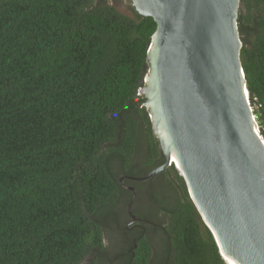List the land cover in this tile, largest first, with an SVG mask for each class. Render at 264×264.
Instances as JSON below:
<instances>
[{
	"label": "trees",
	"instance_id": "1",
	"mask_svg": "<svg viewBox=\"0 0 264 264\" xmlns=\"http://www.w3.org/2000/svg\"><path fill=\"white\" fill-rule=\"evenodd\" d=\"M101 1L0 0V264H102L129 185L147 228L112 264H227L173 162L120 182L165 161L141 92L157 23ZM238 29L264 121V0H241Z\"/></svg>",
	"mask_w": 264,
	"mask_h": 264
},
{
	"label": "water",
	"instance_id": "2",
	"mask_svg": "<svg viewBox=\"0 0 264 264\" xmlns=\"http://www.w3.org/2000/svg\"><path fill=\"white\" fill-rule=\"evenodd\" d=\"M157 28L142 93L165 161L185 178L221 255L264 264V142L253 118L238 29L241 0H131ZM128 209L133 213L136 188Z\"/></svg>",
	"mask_w": 264,
	"mask_h": 264
},
{
	"label": "flooded vegetation",
	"instance_id": "3",
	"mask_svg": "<svg viewBox=\"0 0 264 264\" xmlns=\"http://www.w3.org/2000/svg\"><path fill=\"white\" fill-rule=\"evenodd\" d=\"M136 190L135 201L139 193L137 188ZM135 201L133 204V213L137 216L136 220H134V217L129 212L128 206L127 209L121 206V195H119L118 199L115 200L113 203V208L107 214V218L110 219L106 223V230L104 234L105 244L110 242L111 244L116 243L117 245L118 243H123L124 245V243L127 241H130V243L136 242L139 234L143 230H146L147 226H145V224L147 222V217H145V214L142 217L138 214V212L135 211ZM105 236L107 237L105 238Z\"/></svg>",
	"mask_w": 264,
	"mask_h": 264
},
{
	"label": "rangeland",
	"instance_id": "4",
	"mask_svg": "<svg viewBox=\"0 0 264 264\" xmlns=\"http://www.w3.org/2000/svg\"><path fill=\"white\" fill-rule=\"evenodd\" d=\"M100 2H102V1L101 0H89L90 4H99ZM106 4L113 6L116 10H118L119 12L123 13L124 15H126L128 17H134L135 14H136V9H135V7H134V5H133L131 0H106ZM144 156H145V153H144ZM143 159H145V157L138 156V158L135 159V160L140 162ZM140 164H143V163H140ZM147 204H148V201H147L146 197L141 196L140 198L136 199V201H135V205H134L135 210L137 212L142 211L143 209H145ZM106 237L107 236H105V238ZM121 245L123 246V243H121ZM121 245H120V243H118L116 245V243L115 244H111L109 242L107 244V247L110 249V251L111 250L112 251L109 254L108 258L106 260H104V262L102 264H112L113 260L117 257V253L119 251V250H116V248L117 247H122ZM84 264H90L89 257H87L85 259V263Z\"/></svg>",
	"mask_w": 264,
	"mask_h": 264
},
{
	"label": "built area",
	"instance_id": "5",
	"mask_svg": "<svg viewBox=\"0 0 264 264\" xmlns=\"http://www.w3.org/2000/svg\"><path fill=\"white\" fill-rule=\"evenodd\" d=\"M252 109V113H253V118L256 124V129L257 132L260 136V138L262 139V141L264 142V121H262L257 114H255L253 107H251Z\"/></svg>",
	"mask_w": 264,
	"mask_h": 264
},
{
	"label": "bare ground",
	"instance_id": "6",
	"mask_svg": "<svg viewBox=\"0 0 264 264\" xmlns=\"http://www.w3.org/2000/svg\"><path fill=\"white\" fill-rule=\"evenodd\" d=\"M227 264H235L228 256L226 258Z\"/></svg>",
	"mask_w": 264,
	"mask_h": 264
}]
</instances>
